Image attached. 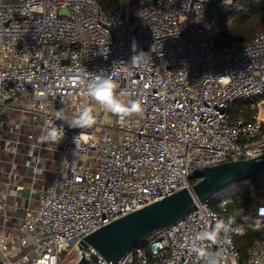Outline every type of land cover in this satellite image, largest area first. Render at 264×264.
Wrapping results in <instances>:
<instances>
[{"label": "built area", "instance_id": "built-area-1", "mask_svg": "<svg viewBox=\"0 0 264 264\" xmlns=\"http://www.w3.org/2000/svg\"><path fill=\"white\" fill-rule=\"evenodd\" d=\"M121 1L108 12L98 0L0 1V151L13 155L3 190L0 181V264H58L103 226L190 188L203 168L264 156V32L219 50L210 0ZM98 77L142 112L120 121L95 105L86 92ZM244 100L251 120L231 113ZM85 106L96 123L69 127ZM53 126L59 143L41 139ZM228 208L198 204L117 264H264V239L242 260ZM255 215L264 228V203Z\"/></svg>", "mask_w": 264, "mask_h": 264}, {"label": "water", "instance_id": "water-1", "mask_svg": "<svg viewBox=\"0 0 264 264\" xmlns=\"http://www.w3.org/2000/svg\"><path fill=\"white\" fill-rule=\"evenodd\" d=\"M61 13L67 14L65 10ZM217 17V1L210 0L206 3V20L215 21ZM196 179L190 188L134 211L86 236L77 244L81 253L78 264H117L135 248L148 245L159 231L183 219L198 204L210 203L236 184L264 179V156L205 167Z\"/></svg>", "mask_w": 264, "mask_h": 264}, {"label": "trees", "instance_id": "trees-1", "mask_svg": "<svg viewBox=\"0 0 264 264\" xmlns=\"http://www.w3.org/2000/svg\"><path fill=\"white\" fill-rule=\"evenodd\" d=\"M98 2L104 12L116 10L122 3L121 0H98ZM216 23L220 28V34L215 42L217 49L220 50L233 42L249 43L257 34L264 32V0H236L230 7H219ZM259 100H264V96ZM243 107L241 103L234 105L231 112L233 117L243 110L244 117L251 120L255 111ZM261 115L264 117V103ZM196 182L197 180H194L192 184ZM222 199L229 201L228 214L225 218L235 230V247L241 254L242 260L246 261L250 247L256 241L264 239V228L255 215L258 206L264 203V179L246 181L229 187L210 202L211 209L219 211ZM244 214L248 216L246 224L240 222Z\"/></svg>", "mask_w": 264, "mask_h": 264}, {"label": "clouds", "instance_id": "clouds-1", "mask_svg": "<svg viewBox=\"0 0 264 264\" xmlns=\"http://www.w3.org/2000/svg\"><path fill=\"white\" fill-rule=\"evenodd\" d=\"M86 94L95 102V105L104 108L106 112L116 116L120 121H125L132 115L142 112V104L139 100L125 102L120 98L125 93L123 91L117 92V84L110 77H98L88 86ZM63 118L61 111H57L56 119ZM95 123L94 106H85L78 115L69 121V127L73 129H86L91 128ZM64 135L65 133L62 128L53 126L47 130L46 135L41 139L52 143H59L63 140ZM83 138V132L74 138V143L77 145V148ZM219 227L220 225H217V228ZM215 235V232L207 233L206 237L211 239Z\"/></svg>", "mask_w": 264, "mask_h": 264}, {"label": "rangeland", "instance_id": "rangeland-1", "mask_svg": "<svg viewBox=\"0 0 264 264\" xmlns=\"http://www.w3.org/2000/svg\"><path fill=\"white\" fill-rule=\"evenodd\" d=\"M251 103L250 100H244L241 102V104L244 105H249ZM28 126L25 125L22 128V132H25L28 130ZM21 129V128H20ZM14 138L16 136H13ZM6 156V157H5ZM12 153H8L4 155V152L0 151V181L3 184L2 186V190L7 187L6 184H4V182L6 181V177L7 176V172L12 168V166L10 167V165L7 164L8 159H11ZM54 166V165H53ZM51 166V168L53 167ZM14 190V189H13ZM16 191H14L15 194ZM13 193V191H12ZM81 257V253L79 251V249L77 248V244L72 245L71 247H69L66 251L63 252L61 259L59 260L58 264H78L79 260Z\"/></svg>", "mask_w": 264, "mask_h": 264}, {"label": "crops", "instance_id": "crops-1", "mask_svg": "<svg viewBox=\"0 0 264 264\" xmlns=\"http://www.w3.org/2000/svg\"><path fill=\"white\" fill-rule=\"evenodd\" d=\"M11 170V169H10Z\"/></svg>", "mask_w": 264, "mask_h": 264}]
</instances>
